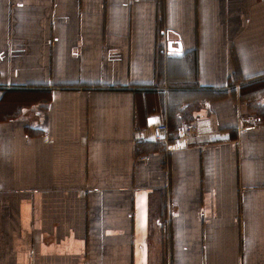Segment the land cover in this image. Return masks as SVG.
Here are the masks:
<instances>
[{"label":"crops","instance_id":"crops-1","mask_svg":"<svg viewBox=\"0 0 264 264\" xmlns=\"http://www.w3.org/2000/svg\"><path fill=\"white\" fill-rule=\"evenodd\" d=\"M263 16L0 0V264H264V124L232 81L264 77Z\"/></svg>","mask_w":264,"mask_h":264},{"label":"rangeland","instance_id":"rangeland-1","mask_svg":"<svg viewBox=\"0 0 264 264\" xmlns=\"http://www.w3.org/2000/svg\"><path fill=\"white\" fill-rule=\"evenodd\" d=\"M264 17V16H263ZM252 47H256L257 48V52L258 53H264V39H262V43L261 44H259V45H251ZM255 53V55H258L256 52H254ZM259 56V55H258ZM260 78H264V77H259V78H234L232 81L233 82H236L237 83V85H242V86H244V85H246V84H248V82L249 81H252V80H257V79H260ZM236 79H238V80H236ZM233 82H231V83H233ZM188 84H190V82H188V83H184V85L185 86H187ZM13 95H17V94H13ZM239 102H240V105L242 104V102L244 101H248V103H250V105L251 106H249L248 108H244V110H243V115H241V118H240V120L241 119H243V120H246V119H248L249 117H251V116H253V117H256L255 116V114L254 113H252L251 112V109H250V107H253L254 105H256L257 103H256V100H257V98L255 97V95L254 94H252V93H249V94H245V95H240L239 96ZM255 102V103H254ZM247 103V104H248ZM249 111V112H248ZM256 123H258L259 125H261V124H264V121H260L259 119H258V121H255V123L254 124H252V123H250V124H247V125H244L243 127H242V130L241 131H244V129L245 128H248V127H250V126H253V125H255ZM257 124V125H258ZM236 142H238L237 140H236Z\"/></svg>","mask_w":264,"mask_h":264},{"label":"built area","instance_id":"built-area-1","mask_svg":"<svg viewBox=\"0 0 264 264\" xmlns=\"http://www.w3.org/2000/svg\"><path fill=\"white\" fill-rule=\"evenodd\" d=\"M248 121L255 123V117L251 116ZM249 128V127H248ZM248 128H245L246 131ZM198 126L196 124H188L185 126L182 135L184 137L197 134ZM170 139V131L167 122H159L151 128V140L154 142H168Z\"/></svg>","mask_w":264,"mask_h":264},{"label":"trees","instance_id":"trees-1","mask_svg":"<svg viewBox=\"0 0 264 264\" xmlns=\"http://www.w3.org/2000/svg\"><path fill=\"white\" fill-rule=\"evenodd\" d=\"M246 87L252 88V91L254 90V93L257 96V104L253 107H250L251 112L255 114L256 119H259L260 121H264V78H260L257 80L249 81L248 84H246ZM260 91L259 93L256 91ZM255 103V102H254ZM250 103L246 105V108H248ZM249 112V111H248ZM171 127L169 128L170 134H171Z\"/></svg>","mask_w":264,"mask_h":264}]
</instances>
